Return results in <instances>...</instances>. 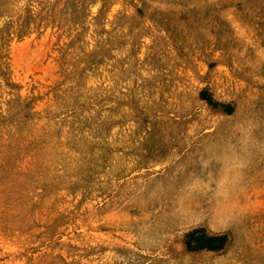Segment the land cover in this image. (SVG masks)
Returning <instances> with one entry per match:
<instances>
[{"label":"rangeland","instance_id":"374dc122","mask_svg":"<svg viewBox=\"0 0 264 264\" xmlns=\"http://www.w3.org/2000/svg\"><path fill=\"white\" fill-rule=\"evenodd\" d=\"M0 264H264V0H0Z\"/></svg>","mask_w":264,"mask_h":264},{"label":"trees","instance_id":"16d2710c","mask_svg":"<svg viewBox=\"0 0 264 264\" xmlns=\"http://www.w3.org/2000/svg\"><path fill=\"white\" fill-rule=\"evenodd\" d=\"M190 235L196 236L194 241L198 250L219 251L224 247L227 240L225 235L208 237L202 229L194 230Z\"/></svg>","mask_w":264,"mask_h":264}]
</instances>
